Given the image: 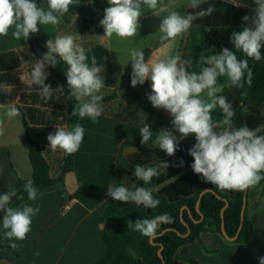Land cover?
Wrapping results in <instances>:
<instances>
[{"label": "clouds", "instance_id": "clouds-1", "mask_svg": "<svg viewBox=\"0 0 264 264\" xmlns=\"http://www.w3.org/2000/svg\"><path fill=\"white\" fill-rule=\"evenodd\" d=\"M77 2L78 0H47L45 9L36 0H0V36L7 37L11 31L14 40L26 42L30 35L40 32L39 26L57 25L60 17L67 14L70 6ZM203 2L204 0H190L188 7L200 9ZM254 3V14L245 15L242 19L247 23L242 24V30L234 31L230 37L234 50L223 48L219 54L214 52L211 55L202 52L195 63L194 59L182 58L180 55L166 59L149 56L146 59L144 51L130 50L131 86L136 87L150 81L151 92L146 94L147 99L154 108L162 109L170 115L172 125L171 129L153 132L151 124L145 123L139 129L142 137L140 143L149 145L155 133L153 146H158L165 154L173 156L179 150L180 141L194 135L196 142L188 150L194 161L191 165L193 172L222 190L244 192L264 179V124L255 129L246 125L237 127L233 120L236 112L232 110V104L226 100L225 95H218L224 91L218 78L227 77L229 87L236 86L238 89L244 86L245 77L248 85L252 83V69L248 59H238L236 52H242L256 62L264 58L261 53V48L264 47V0H254ZM107 4L99 24L105 30L103 36L109 38L113 34L120 38L135 37L140 27L139 18L144 15L141 12L142 6H147L153 13L158 5L168 7L162 4V0H107ZM231 4L240 6L238 0H231ZM214 11L215 7L212 5L195 13L169 11L160 22L159 32L164 34L160 38L161 42L174 40L188 32L195 20L209 16ZM78 36L80 35L76 33L48 39L45 45L47 51L42 58L36 59L32 64L31 60L26 61L21 57V66L31 65L29 83L31 86H38L41 99L48 102L54 95L63 92V87L53 89L50 84L45 83L49 76L46 68H55L60 63L67 65V99L83 101L74 107L72 115L97 123L103 112L100 103L103 96L98 93L105 87V77L100 75L102 69L97 66L94 55L91 66L89 65L86 49L76 43ZM202 94H206V97ZM0 107H5L4 114L9 118L21 115L14 104ZM217 107L223 113L221 122L213 121L211 115ZM2 123L0 121V125ZM84 133L85 129L79 123L72 125L70 130L55 127V131L47 135L48 148L53 151L62 150L67 155L74 154L83 142ZM168 167L169 164L165 161L153 166L136 164L133 175L147 185ZM8 189L7 193L0 194V211L4 213L0 220L5 230L3 235L9 241H24L31 231L32 218L39 213V207L28 203L21 207H11L17 190L11 186ZM23 191L32 202L40 195L31 178L24 183ZM157 191L155 187L109 184L106 195L114 201L155 209L160 203L153 195ZM171 222V217L164 213L151 219L128 221L127 227L145 237H154L160 225ZM9 247L18 250L19 244L11 242ZM259 261L264 264V256L259 257Z\"/></svg>", "mask_w": 264, "mask_h": 264}, {"label": "crops", "instance_id": "crops-1", "mask_svg": "<svg viewBox=\"0 0 264 264\" xmlns=\"http://www.w3.org/2000/svg\"><path fill=\"white\" fill-rule=\"evenodd\" d=\"M220 1L231 4V0ZM36 3L47 9V0H36ZM85 3L84 13L75 15L78 18L74 16L70 22H66L60 17L57 25L39 26L40 32L37 34L41 42L39 44L45 52L48 39L64 34L78 33L80 36L76 43L86 51L96 44L105 46L113 69L114 83H105V87L98 93L103 97L117 93L118 88L129 84L131 49L143 51L148 48L154 59L176 55L186 57L187 38L192 28L174 40L162 43L160 38L164 34L159 32V26L163 16L171 10L186 14L190 8V0H162V4L168 7L158 5L154 13L147 6H142L141 12L144 15L139 18L138 33L135 37L128 38H120L115 34L110 38L103 36L105 30L99 21L103 18L104 11L96 10L93 0H85ZM238 3L239 7L251 9L255 4L254 0H238ZM67 14L70 15L69 12ZM29 48L31 49L28 40H14L11 31L7 37L0 36V53L14 51L21 58L20 52ZM66 67L67 65L60 63L56 69L65 74ZM18 69L10 71V79H6L8 82L3 86L5 90L12 85V78ZM105 78H108L107 75ZM218 83H222L224 88L218 95L226 96L230 81L227 77H221L218 78ZM150 84V81L136 87L129 84L124 96L118 95L114 100L101 103L103 112L97 123L80 118L79 124L85 129L84 138L79 150L74 153V167L66 174L64 187L39 195L35 202L27 200L16 206L21 207L25 203L38 206L39 213L32 218L31 231L24 241L3 238L5 245L11 242L19 244V250L24 256L15 257L11 252L1 251L4 258L0 260V264H96L103 256L104 209L110 199L106 195L107 186L125 181L131 155L145 149L158 148L153 146L155 138L149 145L127 144L135 140V137L127 138V129L141 128V123H136L134 117H130L127 100L138 95L145 98L151 92ZM30 92L22 102L19 98L9 99V103L0 105L14 104L23 113L30 136L41 144L43 155L50 166L51 178H58L66 154L62 150L53 151L48 148L47 135L54 132L55 127L68 129L66 105L62 93L46 102L40 98L39 90ZM202 96L206 97V94ZM5 111V107H0V121L3 122L0 125V194L7 193L9 186L15 188L17 196L13 197L10 205L13 207L21 195V182L32 177V166L26 144L27 133L21 116L9 118L4 114ZM143 111L153 113L150 124L156 127L157 132L172 128L170 115L162 109L154 108L150 101L143 106ZM159 125H163V128ZM193 139L194 135L180 143ZM247 203L249 217L254 221L253 238L248 245L237 244L216 231H204L199 240L186 246L185 252L182 249L177 251L175 258L180 264H260L259 257L264 256V182L249 189ZM3 214L0 211V220Z\"/></svg>", "mask_w": 264, "mask_h": 264}, {"label": "trees", "instance_id": "trees-1", "mask_svg": "<svg viewBox=\"0 0 264 264\" xmlns=\"http://www.w3.org/2000/svg\"><path fill=\"white\" fill-rule=\"evenodd\" d=\"M214 6L215 11L202 19L195 20L191 27V33L187 38L188 50L186 59L198 61L199 55L219 54L223 48L234 50L230 37L234 31H241L245 15H253L256 7H235L220 0H204L200 9ZM108 6L107 0H93V7L98 11H104ZM86 8L85 0H78L69 8L70 14H83ZM200 9L189 8L187 13H195ZM211 30V31H210ZM41 43L38 34L30 35L28 44L36 59L37 55L33 40ZM146 59L150 56L151 50L144 49ZM264 55V47L261 48ZM238 59H248L249 67L252 69V83H246L239 88L240 108L236 110L233 117L237 127L248 126L255 129L264 124V58L256 62L247 58L242 52H236ZM88 63L91 66L92 57L95 56L96 64L102 71L100 75L106 76L105 83H114L113 69L109 59L108 50L101 44H96L86 51ZM21 60L14 51L0 53V85H4L10 79V71L19 68ZM49 79L54 86L63 87V100L67 109V126L70 130L72 125L79 123L80 117L73 116L72 112L80 101L67 99L68 86L64 73L58 69L48 66ZM131 71L128 82L131 84ZM8 79V80H6ZM4 87H0V104L9 103L5 95ZM118 98V93L114 92L103 97L100 103L108 102ZM20 111V110H19ZM213 121L223 120V113L217 107L211 113ZM21 119L26 129V144L32 166V177L34 186L39 189L40 195L61 189L65 185V176L74 167V154L67 155L63 164L61 174L58 178H51L50 166L43 155L41 144L35 141L28 132L27 122L21 112ZM163 128V125H159ZM140 128L129 127L127 138L135 137L130 141L131 146H143L140 141ZM155 129V127H152ZM156 130V129H155ZM153 130V132H157ZM264 134V133H262ZM155 138L153 134L152 140ZM150 140L149 142H151ZM196 142L195 139L186 143H180L179 150L173 156H168L159 148L145 149L129 157V171L125 181H118L115 185L123 184L126 187L132 185L141 187H155L157 192L154 197L159 199L157 208L149 209L135 203L114 201L111 197L104 209V230H103V256L98 259L96 264H180L175 258L179 249L186 251V246L199 240L200 234L204 231H216L233 238L237 235L241 225V213L244 205V192L236 190H222L210 182H205L199 175L193 172L191 167L193 158L188 154V150ZM160 161H165L169 167L158 177H154L150 184H144L133 175V167L136 164L153 166ZM181 161L183 165L181 166ZM264 175V174H262ZM262 179L259 183H263ZM21 182V195L13 207L23 201H27V193L23 191ZM249 193L247 196V202ZM226 207V208H225ZM225 208V210H224ZM224 210V211H223ZM223 212V214H222ZM167 213L171 217V223L160 225L154 237H145L141 233L133 231L127 227L128 221L137 219H151L157 215ZM203 218V220H202ZM254 221L249 217L248 203L246 205L243 226L238 234L235 243L248 245L253 238ZM5 230L0 224V260L4 258L1 251L11 252L15 257H23L21 250H12L9 245L3 244V232Z\"/></svg>", "mask_w": 264, "mask_h": 264}, {"label": "rangeland", "instance_id": "rangeland-1", "mask_svg": "<svg viewBox=\"0 0 264 264\" xmlns=\"http://www.w3.org/2000/svg\"><path fill=\"white\" fill-rule=\"evenodd\" d=\"M75 15L76 14H70V15L66 14V17H64L63 15L62 19H64L66 22L67 21L70 22L71 18H73ZM75 18H78V17L75 16ZM64 35H68V34H64ZM20 57H23V59L26 61L31 60L32 64L36 62V58L30 48L26 51H21ZM30 70H31V65L20 66L19 69L14 73V77L12 78V85L7 86L5 90L6 91L5 95L8 99L17 100L19 98V101L22 102L24 98H27L28 97L27 95L31 93L30 91L39 90L37 88L38 86L36 85L31 86L29 83L30 82ZM21 76L23 77L22 80L20 79ZM45 83L50 84L53 89L57 88L56 86L52 84V82L49 79V76H48V79L45 81ZM56 97H57V94L53 96V98H56ZM148 101L149 100L147 99V96L145 98H141V96L139 95L132 99L127 100V102L129 103V105L127 106V110L130 111V114H129L130 117H134V120L136 121V123L138 124L141 123V127L144 126L145 123L150 124V121L152 120L153 113L147 114L143 111V106L146 105ZM152 125L153 124H151V126ZM155 129H152V130H155Z\"/></svg>", "mask_w": 264, "mask_h": 264}, {"label": "water", "instance_id": "water-1", "mask_svg": "<svg viewBox=\"0 0 264 264\" xmlns=\"http://www.w3.org/2000/svg\"><path fill=\"white\" fill-rule=\"evenodd\" d=\"M33 46H34V49H35L37 55L41 59L42 58V55H43V53L45 51L43 50V48L41 47V45L39 44V42H37L36 39L33 40ZM128 86H129V84L127 83L124 86L118 88V90H117L118 95L119 96H124L125 91L128 88ZM225 97H226V100L232 104V110L233 111H236V110H238L240 108V103H239L240 96H239L238 88L236 86H231L227 90ZM248 193H249V189H247L245 191V194H244V205H243V209H242V213H241V225H240V228H239V231H238L237 235L235 237H233V238L228 237L226 235L225 231H224V224H223V234L229 240L235 241L237 239V237H238V234H239L242 226H243L244 214H245V209H246V205H247V196H248ZM225 208H224V210H225ZM222 214H223V212H222ZM202 220H203V218H202Z\"/></svg>", "mask_w": 264, "mask_h": 264}]
</instances>
